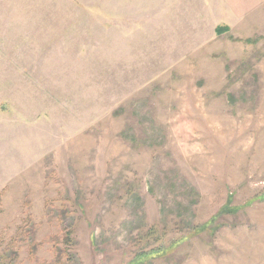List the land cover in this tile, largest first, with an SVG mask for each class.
I'll return each instance as SVG.
<instances>
[{
  "label": "rangeland",
  "instance_id": "obj_1",
  "mask_svg": "<svg viewBox=\"0 0 264 264\" xmlns=\"http://www.w3.org/2000/svg\"><path fill=\"white\" fill-rule=\"evenodd\" d=\"M0 264H264V0H0Z\"/></svg>",
  "mask_w": 264,
  "mask_h": 264
},
{
  "label": "trees",
  "instance_id": "obj_2",
  "mask_svg": "<svg viewBox=\"0 0 264 264\" xmlns=\"http://www.w3.org/2000/svg\"><path fill=\"white\" fill-rule=\"evenodd\" d=\"M229 30V28L228 27H222V28H219L218 29V33H224V32H226V31H228Z\"/></svg>",
  "mask_w": 264,
  "mask_h": 264
},
{
  "label": "crops",
  "instance_id": "obj_3",
  "mask_svg": "<svg viewBox=\"0 0 264 264\" xmlns=\"http://www.w3.org/2000/svg\"><path fill=\"white\" fill-rule=\"evenodd\" d=\"M242 1H251V0H242Z\"/></svg>",
  "mask_w": 264,
  "mask_h": 264
}]
</instances>
